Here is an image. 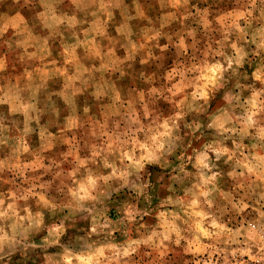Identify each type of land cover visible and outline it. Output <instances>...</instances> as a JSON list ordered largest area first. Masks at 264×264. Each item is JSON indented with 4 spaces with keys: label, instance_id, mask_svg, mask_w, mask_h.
Masks as SVG:
<instances>
[{
    "label": "clouds",
    "instance_id": "9594fccd",
    "mask_svg": "<svg viewBox=\"0 0 264 264\" xmlns=\"http://www.w3.org/2000/svg\"><path fill=\"white\" fill-rule=\"evenodd\" d=\"M0 264H264V0H0Z\"/></svg>",
    "mask_w": 264,
    "mask_h": 264
}]
</instances>
